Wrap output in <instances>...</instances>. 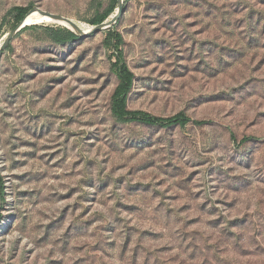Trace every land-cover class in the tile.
<instances>
[{"label": "rangeland", "instance_id": "374dc122", "mask_svg": "<svg viewBox=\"0 0 264 264\" xmlns=\"http://www.w3.org/2000/svg\"><path fill=\"white\" fill-rule=\"evenodd\" d=\"M113 3L0 0V264H264V0H124L65 44L3 21ZM118 61L128 111L189 122L117 120Z\"/></svg>", "mask_w": 264, "mask_h": 264}, {"label": "trees", "instance_id": "16d2710c", "mask_svg": "<svg viewBox=\"0 0 264 264\" xmlns=\"http://www.w3.org/2000/svg\"><path fill=\"white\" fill-rule=\"evenodd\" d=\"M117 5V0H114V3L103 13H97L95 16L88 21V24L91 26L99 25L103 23L115 10ZM31 6L22 7V6H15L11 10H9L4 17L5 21L7 17L11 18V21L13 24H19L25 16L28 14V12L31 10ZM24 29H29V27H26ZM46 32L48 34V38L56 43V44H65V43H72L79 39L78 36H76L73 32L70 30L63 28V27H55V28H46ZM122 38L119 33H116L114 31H109L107 33V37L104 40V45L106 48L114 47L121 45ZM117 57L119 60H121V52L117 53ZM114 73L117 77L118 84L115 88L113 95L111 97V103H110V110L112 115L119 121H139L145 124H151V125H163L166 127L179 125L184 126L186 123L189 122L187 118H185L182 114L162 119V118H155V117H149L147 114H144L142 112H130L126 109V101H127V94L131 90V87L133 85V74L129 70V68L126 66V64L122 63L121 61H118L113 66ZM196 125H202L203 122H195ZM0 194L1 197L4 195V189H3V180L0 174Z\"/></svg>", "mask_w": 264, "mask_h": 264}, {"label": "water", "instance_id": "95a60500", "mask_svg": "<svg viewBox=\"0 0 264 264\" xmlns=\"http://www.w3.org/2000/svg\"><path fill=\"white\" fill-rule=\"evenodd\" d=\"M123 1H124V0H118V1H117V5H116L117 7H116L115 15L113 16V18L111 19V21H110L109 23H107V20H105L103 23H101V24H99V25L91 26V27H90V30H89L88 32H86V33H82V32L78 29V27H77L75 21H73V20H71V19H68V18H64V17H61V16H57V15H54V14H50V13L44 12V11H41V10H39V9H34V8L31 9V10L29 11V13H28L26 16H28L29 14H31L33 11L37 10V11L40 13V15L48 16V17H50V18H52V19H60V20H63V21H65V22H67L68 24H70V26H72V29L69 28V27H66V26H61V27L70 30L71 32H73V33H74L76 36H78V37H85V36H89V35H91V34H95V33L99 32V31H101V30H103V29H106V28H108V27L114 25V24L117 22V20L119 19L121 13H122ZM26 16H25V17H26ZM110 17H111V16H110ZM25 25H26V24H25V18H24V19H23V20L17 25V27H18V28H21V27H24ZM13 35H14V32L10 33L9 35H7V36L5 37V39H4L3 42L1 43V45H0V55H1V53L5 50V48L7 47V45L9 44V42H10V40L12 39ZM1 201H2V197H1V194H0V212H1Z\"/></svg>", "mask_w": 264, "mask_h": 264}, {"label": "bare ground", "instance_id": "6f19581e", "mask_svg": "<svg viewBox=\"0 0 264 264\" xmlns=\"http://www.w3.org/2000/svg\"><path fill=\"white\" fill-rule=\"evenodd\" d=\"M115 15V13L113 14V16ZM113 16H111V18H109V20L107 21V23H109L111 21V19L113 18ZM30 23H53L59 26H66L72 29V26H70V24H68L67 22L60 20V19H52L48 16H43L40 15V13L35 10L33 11L31 14H29L28 16L25 17V24H30ZM78 29L82 32V33H86L90 30V27L85 25V24H81V23H77L75 22Z\"/></svg>", "mask_w": 264, "mask_h": 264}]
</instances>
